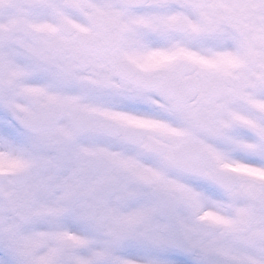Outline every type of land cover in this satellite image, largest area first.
I'll return each instance as SVG.
<instances>
[{"label": "snow or ice", "instance_id": "6c2138e0", "mask_svg": "<svg viewBox=\"0 0 264 264\" xmlns=\"http://www.w3.org/2000/svg\"><path fill=\"white\" fill-rule=\"evenodd\" d=\"M0 264H264V0H0Z\"/></svg>", "mask_w": 264, "mask_h": 264}]
</instances>
